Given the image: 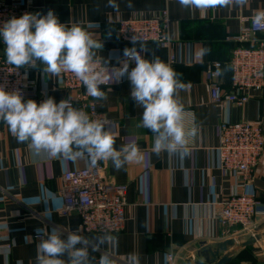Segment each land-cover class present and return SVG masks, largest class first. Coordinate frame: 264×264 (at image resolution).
<instances>
[{
  "label": "crops",
  "instance_id": "1",
  "mask_svg": "<svg viewBox=\"0 0 264 264\" xmlns=\"http://www.w3.org/2000/svg\"><path fill=\"white\" fill-rule=\"evenodd\" d=\"M20 1L33 13L46 15L49 10L61 23H80L94 38L101 40L99 55L105 66L119 67L123 50L131 48L120 42L117 23L133 19H149L168 15L170 48L146 46L141 51L146 59L158 56L170 65L185 83L179 93L186 115V126L197 127V135L190 138L187 157L159 156L152 152L154 135L137 125L143 114L131 97L127 77L102 89L107 99L97 104L98 114L108 120L109 130L116 137L115 147L136 141L145 153L141 164H127L117 170L111 161H100L109 182L127 186V222L125 230L111 235L115 241L93 252V264L102 254H109L114 264H126L130 253H136L140 264H188L207 247L234 240L243 244L252 240L239 228H226L217 219L220 204L233 193L235 175L221 168L219 138L222 124L256 122L264 127V91L254 94L245 106L212 102L208 72L214 63L226 64L234 41L242 27L240 20L264 9V0H249L247 7L209 9L207 12L182 8L177 0H116L118 9L109 7L108 0H8ZM263 35L258 36L262 40ZM140 50V47H136ZM210 49L207 55L199 54ZM0 55L4 48L0 46ZM175 60L171 61V57ZM5 57V56H4ZM135 62L129 64V70ZM36 68L21 67L26 78L35 82L38 104L51 97H76L62 88V79L49 78ZM221 83L230 90L231 74L223 69ZM111 88V90H110ZM92 165L85 160L76 162L62 157L35 155L26 143H18L0 122V264H36L37 229L49 232L56 227L65 232L81 229L76 214L61 215L64 202L61 196L62 176L66 172L82 170ZM258 201L254 235L259 238L247 247H229L221 257L228 256V264H262L264 261V153L254 172V179L246 189ZM55 202V206L53 205ZM82 231V229H81ZM82 234L95 237L100 234ZM173 256V261L169 260Z\"/></svg>",
  "mask_w": 264,
  "mask_h": 264
},
{
  "label": "clouds",
  "instance_id": "2",
  "mask_svg": "<svg viewBox=\"0 0 264 264\" xmlns=\"http://www.w3.org/2000/svg\"><path fill=\"white\" fill-rule=\"evenodd\" d=\"M188 10L247 7L249 0H177ZM108 6L117 8L116 0H108ZM254 25L264 27V9L256 10L250 17ZM141 42L136 47L123 50L124 59L119 67L109 68L99 55L103 49L101 40L94 38L80 23H61L54 11L46 15L24 13L13 16L0 24V42L4 45L6 63L19 69L36 68L49 78H59L63 73H72L95 100L107 99L101 85L120 82L124 77L130 81L131 97L143 114L140 128L148 129L155 137L152 152L187 157L190 154V138L197 135V127L186 126L185 109L179 93L186 85L170 65L158 56L146 59L141 51H147L143 39L137 34L131 42ZM210 49H203V57ZM135 67L129 70V64ZM217 74L223 71L217 69ZM111 90V88H110ZM72 97L57 103L47 98L39 104L33 99H24L19 90L6 91L0 85V121L8 127L18 143H26L35 155L49 158L62 157L76 162L87 160L92 166L100 161H111L117 170L127 164H141L145 153L136 141L115 147L116 137L109 130L106 119L92 118L84 109L71 103ZM55 206V202H53ZM36 264H93V252L115 241L109 234L88 237L81 229L65 232L59 228L37 229ZM98 264H114L109 254H102ZM126 264H140L136 253H130Z\"/></svg>",
  "mask_w": 264,
  "mask_h": 264
},
{
  "label": "built area",
  "instance_id": "3",
  "mask_svg": "<svg viewBox=\"0 0 264 264\" xmlns=\"http://www.w3.org/2000/svg\"><path fill=\"white\" fill-rule=\"evenodd\" d=\"M26 12L33 13L31 8L20 1L0 0V24ZM240 22L242 27L238 36L232 40L235 45L229 61L226 64H212L208 72L211 99L218 106H245L254 94L264 91V39H258V36H264V27L254 25L250 17L242 18ZM169 23L166 13L149 19L120 21L117 23L118 39L124 44L141 47V42H131L132 36L138 34L146 46L158 45L168 49L171 44L168 37ZM0 46L4 48L2 42ZM174 60L172 56L171 61ZM226 67L231 74L230 90L223 87L222 75L217 74V69L223 71ZM61 79L62 88L76 96L71 101L73 107L84 109L92 118L106 119L97 112L100 100L89 96L74 74L63 73ZM0 85L9 92L19 90L25 100H36L39 97L35 82L27 79L21 68L14 69L8 65L2 55ZM109 87L110 83L107 86L101 85L102 89ZM218 152L222 169L234 174L237 182L233 193L220 204L217 219L226 228L252 232L258 201L253 195L247 194L246 189L251 185L264 153L263 125L256 122L222 124ZM127 190L125 185L108 181L104 166L66 172L62 176L61 196L64 206L61 215L79 216L81 229L86 234H119L126 226ZM34 239L39 240V237L36 235ZM169 260L172 262L173 256H169Z\"/></svg>",
  "mask_w": 264,
  "mask_h": 264
},
{
  "label": "water",
  "instance_id": "4",
  "mask_svg": "<svg viewBox=\"0 0 264 264\" xmlns=\"http://www.w3.org/2000/svg\"><path fill=\"white\" fill-rule=\"evenodd\" d=\"M259 238H252L249 242L238 244L234 240L218 244L215 247H207L197 254V260H190L188 264H228L230 258L228 256L221 257L222 253L227 252L229 247H247L258 241Z\"/></svg>",
  "mask_w": 264,
  "mask_h": 264
},
{
  "label": "rangeland",
  "instance_id": "5",
  "mask_svg": "<svg viewBox=\"0 0 264 264\" xmlns=\"http://www.w3.org/2000/svg\"><path fill=\"white\" fill-rule=\"evenodd\" d=\"M219 144H220V138H219ZM219 148V147H218ZM219 159H220V155H219ZM222 168V167H221ZM253 179H254V177H253ZM236 182H237V180H236ZM256 216V215H255ZM125 217H126V211H125ZM126 222H127V217H126ZM255 226V219H254V222H253V226H252V232L250 231V232H245V231H243L242 229H240L242 232H244L245 234H248V235H252L253 237L252 238H255L254 236V227Z\"/></svg>",
  "mask_w": 264,
  "mask_h": 264
}]
</instances>
